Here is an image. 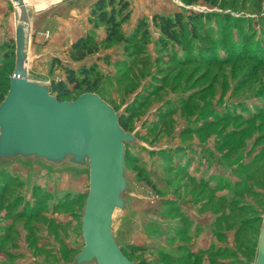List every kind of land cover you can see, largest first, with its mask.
Wrapping results in <instances>:
<instances>
[{
	"label": "rangeland",
	"instance_id": "1",
	"mask_svg": "<svg viewBox=\"0 0 264 264\" xmlns=\"http://www.w3.org/2000/svg\"><path fill=\"white\" fill-rule=\"evenodd\" d=\"M18 1L30 23L23 62L30 81L63 78L53 58L74 66L68 51L87 31L100 43L84 63L104 78L94 92L75 95L95 93L131 118L134 141L125 148L133 162L124 161V207L112 217L130 261L255 264L264 214V0H116L127 4L126 20L119 17L127 42H105L91 14L96 0L48 6L52 27L36 41L43 0ZM179 12L200 15L196 33L212 44L187 42L185 54L164 49L152 17ZM21 17L17 0H0V88L14 71ZM87 191L86 164L0 159V264H74Z\"/></svg>",
	"mask_w": 264,
	"mask_h": 264
},
{
	"label": "water",
	"instance_id": "2",
	"mask_svg": "<svg viewBox=\"0 0 264 264\" xmlns=\"http://www.w3.org/2000/svg\"><path fill=\"white\" fill-rule=\"evenodd\" d=\"M17 2L23 23L17 26L16 62L0 103V159L18 156L55 164L66 159L76 165L86 164L83 247L74 264H137L124 256L112 233L113 213L123 209L122 194L127 187L125 144L134 141V135L120 126V112L97 94L83 93L74 100L59 101L51 95L49 86L27 78L23 61L30 43V23L25 3ZM255 264H264V214Z\"/></svg>",
	"mask_w": 264,
	"mask_h": 264
},
{
	"label": "trees",
	"instance_id": "3",
	"mask_svg": "<svg viewBox=\"0 0 264 264\" xmlns=\"http://www.w3.org/2000/svg\"><path fill=\"white\" fill-rule=\"evenodd\" d=\"M183 1L197 2L198 0ZM118 4H120V6H118ZM126 8V3L116 0H96L91 6L93 21H98L105 27V42H110L111 40H115L118 42H127V37L120 31L121 23L126 20V17H124L123 15L120 16V14L121 11H124ZM119 17L121 18V20L119 19ZM119 20L121 21V23ZM201 20L202 18L200 15L191 12L186 16L182 14V12H179L172 16L155 14L152 17V22L160 31L159 41L164 44L163 48L166 49L169 45H173L181 48V51L184 54L185 52L183 46H185L187 42H196L199 45V41H202L204 44H212L211 41H207L205 36L198 35L196 33V27L201 26ZM144 36L145 35H143V37ZM99 45L100 43H98L94 39V34L87 31L83 36H79L71 44L68 51L69 59L75 64L74 66L64 63L57 58H53L51 62L52 70L54 68L53 65L55 64L56 67L63 72L64 77L58 80L51 79L49 84V92L51 93V95L55 96L59 101H68L70 99H75L77 97V95L75 94L83 89L86 92H94V90H97L96 87L98 86V80L100 81V79L104 78L103 74L93 65L89 66L84 62L88 56L95 53ZM204 46L203 49L205 52L203 53V55H206L205 53L210 51V49L206 47L208 45H206L205 47ZM200 51L201 50H199L198 52L200 53ZM13 54L14 53L11 52L10 57L6 56V58L10 60ZM163 55H165V53ZM169 56L174 57V55ZM216 60L222 61L223 59ZM9 67H11V65ZM90 78H93V80H90ZM8 88L9 81L5 76L4 84L2 85V88H0V103L4 99ZM126 115L127 113L121 112L118 120L120 126L125 131H127L128 123L131 119L130 117H126ZM261 118H264V115H262ZM225 137L230 139L231 136L226 133ZM125 146L128 147L129 145L125 144ZM259 156H264V151ZM124 161L133 162V158L126 148L124 153ZM138 174L146 184L152 186L150 183H148V179L146 178V176H143L140 172ZM180 248L186 249V247ZM121 251L124 256L130 260V255L127 253V251L124 248H122ZM185 255H187V253ZM167 258L169 259L170 257ZM137 264L145 263L142 261H138Z\"/></svg>",
	"mask_w": 264,
	"mask_h": 264
},
{
	"label": "crops",
	"instance_id": "4",
	"mask_svg": "<svg viewBox=\"0 0 264 264\" xmlns=\"http://www.w3.org/2000/svg\"><path fill=\"white\" fill-rule=\"evenodd\" d=\"M60 1H62V0H43V3L39 6V7H42V5H44V7L42 9H39L38 11H36L37 13H36V15H35L36 17L34 19V24L37 25L36 26L37 28L35 27L36 30L42 29V30H39L37 32V35H36L37 37H35V40L36 41L43 40L42 39V37H43V34L42 33L44 32L43 29L45 30V29H48V28H51L52 27V26H49L48 24H49V22H53L52 19L55 16L54 15H51V14H53V11L52 10H51V14L48 13V10H49L48 9V6L54 5V4L57 5ZM87 5H90V4H87ZM82 10H84V9H82ZM71 12H72V15H75L76 14L75 12H78V15L77 16H79V14L81 13V12H79V9L72 10ZM38 20H41L44 23L41 24V22H39ZM71 20L74 21L75 19H72V17H71ZM76 20H78V19H76Z\"/></svg>",
	"mask_w": 264,
	"mask_h": 264
},
{
	"label": "bare ground",
	"instance_id": "5",
	"mask_svg": "<svg viewBox=\"0 0 264 264\" xmlns=\"http://www.w3.org/2000/svg\"><path fill=\"white\" fill-rule=\"evenodd\" d=\"M22 1H24V2H26V1H28V0H22ZM24 30L26 31V27L24 26ZM26 48H27V45H26ZM26 48H25V52H26ZM25 61V60H24ZM23 61V62H24ZM24 66V65H23ZM24 68V67H23Z\"/></svg>",
	"mask_w": 264,
	"mask_h": 264
},
{
	"label": "built area",
	"instance_id": "6",
	"mask_svg": "<svg viewBox=\"0 0 264 264\" xmlns=\"http://www.w3.org/2000/svg\"><path fill=\"white\" fill-rule=\"evenodd\" d=\"M42 34H43V37L45 38L48 37V32H43Z\"/></svg>",
	"mask_w": 264,
	"mask_h": 264
}]
</instances>
